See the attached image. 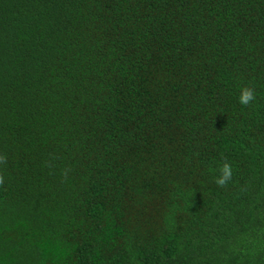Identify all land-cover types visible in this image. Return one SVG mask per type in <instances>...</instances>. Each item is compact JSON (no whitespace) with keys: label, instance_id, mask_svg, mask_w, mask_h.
<instances>
[{"label":"trees","instance_id":"trees-1","mask_svg":"<svg viewBox=\"0 0 264 264\" xmlns=\"http://www.w3.org/2000/svg\"><path fill=\"white\" fill-rule=\"evenodd\" d=\"M0 155V264H264V0H0Z\"/></svg>","mask_w":264,"mask_h":264},{"label":"clouds","instance_id":"clouds-1","mask_svg":"<svg viewBox=\"0 0 264 264\" xmlns=\"http://www.w3.org/2000/svg\"><path fill=\"white\" fill-rule=\"evenodd\" d=\"M254 100H256V92L254 88L244 87L241 90V95L239 97V102L241 105L248 106ZM7 164V155H0V165ZM217 171L219 175L214 178V182L221 188L226 187L230 181L233 179V167L230 163L225 161L222 166H220ZM63 175H67V170L63 172ZM5 182V176L2 170H0V185Z\"/></svg>","mask_w":264,"mask_h":264}]
</instances>
